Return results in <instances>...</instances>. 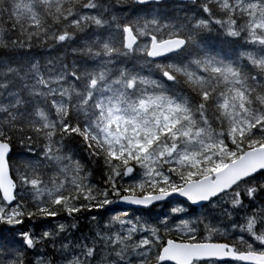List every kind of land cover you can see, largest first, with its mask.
<instances>
[{
	"label": "snow or ice",
	"instance_id": "6c2138e0",
	"mask_svg": "<svg viewBox=\"0 0 264 264\" xmlns=\"http://www.w3.org/2000/svg\"><path fill=\"white\" fill-rule=\"evenodd\" d=\"M0 264H264V0H0Z\"/></svg>",
	"mask_w": 264,
	"mask_h": 264
},
{
	"label": "rangeland",
	"instance_id": "374dc122",
	"mask_svg": "<svg viewBox=\"0 0 264 264\" xmlns=\"http://www.w3.org/2000/svg\"><path fill=\"white\" fill-rule=\"evenodd\" d=\"M120 210H122V209H117V211H120Z\"/></svg>",
	"mask_w": 264,
	"mask_h": 264
},
{
	"label": "trees",
	"instance_id": "16d2710c",
	"mask_svg": "<svg viewBox=\"0 0 264 264\" xmlns=\"http://www.w3.org/2000/svg\"><path fill=\"white\" fill-rule=\"evenodd\" d=\"M96 175H99V173H96Z\"/></svg>",
	"mask_w": 264,
	"mask_h": 264
}]
</instances>
